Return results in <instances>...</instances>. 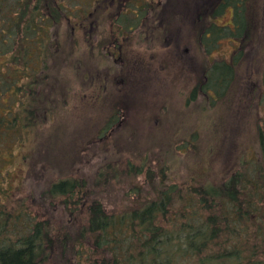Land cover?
<instances>
[{
    "label": "trees",
    "instance_id": "trees-1",
    "mask_svg": "<svg viewBox=\"0 0 264 264\" xmlns=\"http://www.w3.org/2000/svg\"><path fill=\"white\" fill-rule=\"evenodd\" d=\"M158 1L112 0L101 12L102 0H0V175L5 149L21 146L64 110L74 85L61 73L75 82L83 66L79 25L89 16L96 23L82 39L94 57L134 36L153 48L168 0ZM252 8V0H215L200 12L196 38L205 58L224 41L233 49L203 67L187 104L206 96L213 107L225 98L252 40ZM226 10L231 24L220 26L216 19ZM259 106L257 148L251 156L244 150L216 184H169L163 165L156 174L143 160L51 177L35 192V214L24 201L9 207L7 190L0 191V264H264V92ZM119 113L114 107L98 138L118 124ZM124 183L120 198L133 206L119 209L116 187Z\"/></svg>",
    "mask_w": 264,
    "mask_h": 264
},
{
    "label": "rangeland",
    "instance_id": "rangeland-1",
    "mask_svg": "<svg viewBox=\"0 0 264 264\" xmlns=\"http://www.w3.org/2000/svg\"><path fill=\"white\" fill-rule=\"evenodd\" d=\"M214 1L168 0L160 5L153 48L137 43L134 36L125 42L119 39L115 48L108 46L103 58L89 54L82 42L95 30L94 19L89 16L79 25L76 36L83 66L75 82L69 72L61 73L67 84L74 85L64 110L24 144L3 153L0 191L7 190L8 206L24 201L35 214L41 211L35 192L51 177L91 175L108 163L120 168L127 161L138 165L147 160L156 174L163 165L169 184L192 180L216 184L236 169L244 150L251 156L257 148L256 126L263 117L259 99L264 92V0H252V40L225 98L213 107L206 96L187 104L203 67L233 49L224 41L206 59L199 48L197 18ZM101 4L104 12L113 2ZM231 15L226 10L216 23L231 24ZM67 26L64 21L62 30ZM66 85L60 81L61 87ZM116 106L118 124L98 138ZM194 133L197 139L192 142ZM138 180L143 183V176ZM125 188L126 183L116 187L114 205L119 209L133 206L132 200L120 198Z\"/></svg>",
    "mask_w": 264,
    "mask_h": 264
},
{
    "label": "flooded vegetation",
    "instance_id": "flooded-vegetation-1",
    "mask_svg": "<svg viewBox=\"0 0 264 264\" xmlns=\"http://www.w3.org/2000/svg\"><path fill=\"white\" fill-rule=\"evenodd\" d=\"M232 14V13H231ZM232 16V15H231ZM230 25V24H229Z\"/></svg>",
    "mask_w": 264,
    "mask_h": 264
}]
</instances>
